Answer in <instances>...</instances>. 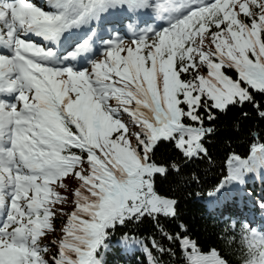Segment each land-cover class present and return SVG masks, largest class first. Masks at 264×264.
<instances>
[{
  "label": "snow or ice",
  "instance_id": "snow-or-ice-1",
  "mask_svg": "<svg viewBox=\"0 0 264 264\" xmlns=\"http://www.w3.org/2000/svg\"><path fill=\"white\" fill-rule=\"evenodd\" d=\"M256 181L264 0H0V264H264Z\"/></svg>",
  "mask_w": 264,
  "mask_h": 264
},
{
  "label": "trees",
  "instance_id": "trees-1",
  "mask_svg": "<svg viewBox=\"0 0 264 264\" xmlns=\"http://www.w3.org/2000/svg\"><path fill=\"white\" fill-rule=\"evenodd\" d=\"M244 143H245V138L241 137L239 140L233 143L232 147L236 148L237 145H242ZM224 148L225 145L219 144L217 148L213 149V151L222 157L224 154ZM240 150L242 151L243 149L241 148ZM162 154L166 155L167 150L166 149L162 150ZM217 174H218V170L215 172H209L206 176V179L211 182L212 180L215 179ZM255 188L257 195H260L262 192V188H264V185H262L259 181H256ZM183 211L185 216L195 226L200 239L206 242H210V238L212 237L215 229L213 228L211 221L201 219L203 206L195 203L194 201L191 200V198H189V200L184 205Z\"/></svg>",
  "mask_w": 264,
  "mask_h": 264
}]
</instances>
